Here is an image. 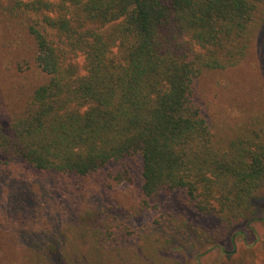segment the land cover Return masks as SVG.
<instances>
[{
  "label": "trees",
  "instance_id": "1",
  "mask_svg": "<svg viewBox=\"0 0 264 264\" xmlns=\"http://www.w3.org/2000/svg\"><path fill=\"white\" fill-rule=\"evenodd\" d=\"M263 1L16 2L33 15L26 27L45 79L0 125V165L16 160L50 176L112 166L109 175L125 179L137 158L143 196L183 190L197 211L217 216L222 235L247 224L264 187V138L214 142L193 84L245 57ZM18 196L17 218L30 217Z\"/></svg>",
  "mask_w": 264,
  "mask_h": 264
},
{
  "label": "rangeland",
  "instance_id": "2",
  "mask_svg": "<svg viewBox=\"0 0 264 264\" xmlns=\"http://www.w3.org/2000/svg\"><path fill=\"white\" fill-rule=\"evenodd\" d=\"M18 1L30 0H0L2 126L45 79L26 27L33 15L16 8ZM252 29L237 65L204 71L193 84L221 146L248 134L264 138V1ZM75 61L81 66V57ZM138 161H127L125 179L109 175L112 166L86 176H50L16 160L0 165V264H264V187L252 201L250 221L222 235L225 224L197 211L183 190L143 196ZM18 195L29 203L30 217L17 218Z\"/></svg>",
  "mask_w": 264,
  "mask_h": 264
}]
</instances>
